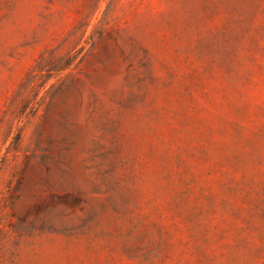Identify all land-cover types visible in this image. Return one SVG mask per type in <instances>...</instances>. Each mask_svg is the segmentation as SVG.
I'll return each instance as SVG.
<instances>
[{"label": "rangeland", "instance_id": "rangeland-1", "mask_svg": "<svg viewBox=\"0 0 264 264\" xmlns=\"http://www.w3.org/2000/svg\"><path fill=\"white\" fill-rule=\"evenodd\" d=\"M0 264H264V0H0Z\"/></svg>", "mask_w": 264, "mask_h": 264}]
</instances>
